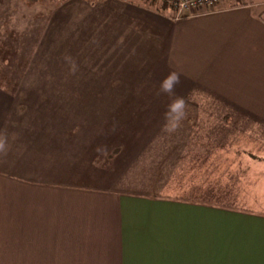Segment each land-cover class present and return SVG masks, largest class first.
Listing matches in <instances>:
<instances>
[{
	"label": "crops",
	"instance_id": "0c3cea01",
	"mask_svg": "<svg viewBox=\"0 0 264 264\" xmlns=\"http://www.w3.org/2000/svg\"><path fill=\"white\" fill-rule=\"evenodd\" d=\"M97 4L110 78L0 89V264H264V0Z\"/></svg>",
	"mask_w": 264,
	"mask_h": 264
},
{
	"label": "rangeland",
	"instance_id": "374dc122",
	"mask_svg": "<svg viewBox=\"0 0 264 264\" xmlns=\"http://www.w3.org/2000/svg\"><path fill=\"white\" fill-rule=\"evenodd\" d=\"M98 1L0 0V89L18 93L35 79L110 78L105 56L93 51L103 46L95 37L102 27L90 22L104 14Z\"/></svg>",
	"mask_w": 264,
	"mask_h": 264
},
{
	"label": "clouds",
	"instance_id": "9594fccd",
	"mask_svg": "<svg viewBox=\"0 0 264 264\" xmlns=\"http://www.w3.org/2000/svg\"><path fill=\"white\" fill-rule=\"evenodd\" d=\"M180 73L170 71L159 82V90L166 94H171L174 87L180 82ZM185 116V101L183 97H176L171 100L167 105L164 112V130L171 132L174 131L183 120ZM3 142H0V148H2Z\"/></svg>",
	"mask_w": 264,
	"mask_h": 264
},
{
	"label": "built area",
	"instance_id": "2783aa9c",
	"mask_svg": "<svg viewBox=\"0 0 264 264\" xmlns=\"http://www.w3.org/2000/svg\"><path fill=\"white\" fill-rule=\"evenodd\" d=\"M165 1L175 12L176 18L199 12L200 10L212 9L223 0H161Z\"/></svg>",
	"mask_w": 264,
	"mask_h": 264
},
{
	"label": "trees",
	"instance_id": "16d2710c",
	"mask_svg": "<svg viewBox=\"0 0 264 264\" xmlns=\"http://www.w3.org/2000/svg\"><path fill=\"white\" fill-rule=\"evenodd\" d=\"M151 2H152V3H155V4L160 3V4H159L160 7H166V6L170 7L165 1H161V2H159L158 0H151ZM170 8H171V7H170ZM171 9H172V8H171Z\"/></svg>",
	"mask_w": 264,
	"mask_h": 264
}]
</instances>
